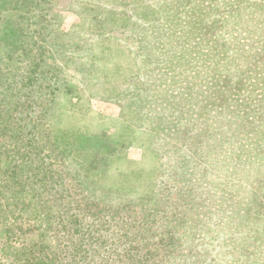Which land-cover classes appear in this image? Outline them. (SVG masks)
<instances>
[{
  "label": "rangeland",
  "instance_id": "1",
  "mask_svg": "<svg viewBox=\"0 0 264 264\" xmlns=\"http://www.w3.org/2000/svg\"><path fill=\"white\" fill-rule=\"evenodd\" d=\"M199 1L52 0V14L61 28L75 29L67 38L68 53L82 59L89 55L92 63L78 67L83 72L74 63L66 65L63 59L56 60L64 67L60 74L70 80V85L62 104L64 120L60 121L62 131L57 135L59 145L55 149L50 141L55 135L49 125L46 128L43 124V114L32 112L27 117L37 126L30 133L21 128V123H25L20 117L21 102L14 103L20 97L16 93L17 81L29 74L42 42V0H0V180L2 175L12 174V169L20 173L15 180L20 184L14 183L20 191L9 202L4 199V190H0V264H62L60 258H74L70 264H76L78 246L72 242L77 237L70 235L66 210L90 227L82 231L83 246L109 238L113 248L121 251L116 254L122 259L120 264H168L166 257L173 260L175 256L184 264H264V197L255 190L264 178V127L258 128L254 122V134L232 138L228 149L233 153L218 154L220 164L226 162L229 168L227 173L206 157L211 149L201 154L186 150L179 146L181 141L171 130L158 135L151 129L152 124L142 125L137 114L124 107L126 93L136 90L145 94L151 84L160 80L156 72L163 65L150 61L149 50L154 44L175 40L166 48L182 49L185 33L195 27L200 35L196 40L190 39L188 46L196 41L198 47L190 52L182 49L190 68L168 70L167 79L172 73L190 76L197 68L198 83L200 75H213L215 57L226 64L221 67L225 73L234 74L244 66L248 77L244 78L245 85H239L243 103L250 109L251 118H264V45L258 48V40L264 44V18L258 15L260 23L254 21L251 25L250 7L244 9L242 0H213L221 11L205 13L206 26L202 27L197 17L181 22L185 10L192 5L201 6ZM231 7L240 10L250 33L243 29V23H235L234 16L230 17ZM222 16L227 19V29L217 30ZM257 26L262 32L260 39L254 32ZM228 44L229 57L222 54L223 46L227 48ZM232 56H237L234 61L230 60ZM76 62L81 66V59ZM84 73L89 74L95 92L102 89L99 96L94 97L85 86ZM219 86L211 88L209 105L214 108L213 113L220 104ZM176 87L180 88L178 82ZM178 112L179 109L175 111ZM37 132L56 167L63 166L65 147L83 162H90L93 182L103 181L111 190L119 188L124 199L105 209L66 171L62 173L64 187L51 189L42 177L40 181L30 173L35 163L25 161L23 154L17 158L19 166L10 169L6 159L12 158L9 153H13V148L27 151L17 142L28 140ZM256 135L263 140L262 147L255 141ZM160 144L166 146L156 153L155 146ZM238 152L243 153L239 163L233 157ZM153 162L160 164L156 172ZM254 192L259 203L251 202ZM88 213L94 223L86 217ZM160 216L171 222L156 223L154 219ZM83 246L80 254H84ZM83 260L79 263L85 264ZM87 264L99 262L89 259Z\"/></svg>",
  "mask_w": 264,
  "mask_h": 264
},
{
  "label": "trees",
  "instance_id": "2",
  "mask_svg": "<svg viewBox=\"0 0 264 264\" xmlns=\"http://www.w3.org/2000/svg\"><path fill=\"white\" fill-rule=\"evenodd\" d=\"M242 1L245 3L244 6H242L244 9L250 7L248 10V19L251 20L250 24L252 25L254 21L256 24H259L260 19L256 17L261 15L264 18V12H259L264 10V0ZM52 4V0H42L41 2L39 24L41 25L40 35L42 37V42L40 43L37 57L29 74L25 76V79H23V77L21 80L17 81L16 93L20 97L16 98L14 103L18 104L21 102L19 106L21 109L20 117L25 121L24 124L21 123V128H25L30 133H33L32 128L37 126L31 124L32 120L27 121V117H31L30 114L34 113L43 114V117H41L43 124L46 128H49V125L51 127L50 130L53 135H55V137H52L53 139L50 140L51 143L59 145V138L57 135L62 131L60 121L64 120L63 116L65 109V105L62 104L64 98L67 96V86L70 85V80L60 74V72L64 70V67L61 68L56 60L63 59L66 65L68 63H74L73 65L77 68L85 67L86 64L91 66L92 63L89 55L85 59H82L68 53L67 38L75 29L72 28L69 31H65L61 28L60 22H58L52 14ZM199 5L201 6L194 7L195 5H192L189 7L190 9L185 10V17L181 22H185L189 19L193 20L197 17L201 20L202 27H204L206 26L207 20L205 13L221 11L218 6L213 5V0H200ZM192 8L195 9L191 10ZM190 10L192 11L191 13ZM229 12L232 13L230 17L234 16L233 21L238 24L243 23V29L246 30L247 34L250 33L240 14V10H233L231 7V10H229L228 13ZM223 17L224 16H222L219 21L220 26L217 30L227 29V19ZM254 32H258L260 36L259 39L262 37L261 29L258 26L254 28ZM199 35L200 33H196L195 27L189 29L185 33L184 40L181 43L182 49L188 50L189 52L196 49L198 47L197 42L195 41L193 46H188L189 40H196ZM176 42L180 44L178 40ZM173 43H175V40H160L158 44H154L152 50H149L150 61L153 60V63H161L163 65L159 67V70L156 72L159 75L157 78L160 80L158 79V84H151L145 94L136 90H131L130 94L126 93L125 99H127V102H125L124 107L128 112L136 113L140 118L139 120L142 125H147L149 123L152 124L151 129L158 135H161V132L167 134V131L171 130V132L177 137L178 141H181V143L177 142L179 143V146L184 147L186 150L188 149L191 152L201 154L205 149H207V152L208 149H211L206 157H208L210 162L213 161L216 164L221 165L222 170L228 173L229 168L227 167L226 162L220 164L221 162L217 159L218 154L228 156L230 155L229 153H233L228 149L234 141L232 138L239 139L242 138V135L249 136L254 134L256 129L254 122H257L258 128L264 127V118L258 119L256 116L251 118L252 114L249 112L250 109L245 107V103H243L242 100L244 97L242 98L241 91H239V89L241 90L240 86L245 85L243 82L244 78L248 77V75H246L247 70L243 66L234 74L225 73L221 67L226 64L220 62L221 60L219 59L221 58L215 57L213 61L217 62L214 65L213 75H200L198 83H196V79L199 75L197 68L195 74L190 76L172 73L170 78L167 79L166 74L168 73V70L176 72L178 71V66H184V71H187L190 68L186 59V53H183L182 49H179L178 46H176V48H166L167 45ZM258 45V48L261 46L263 47L264 44L261 39L258 40ZM223 47L222 54L225 53L229 57L231 53L229 44L227 48H225V46ZM89 53L90 52L88 51L87 54ZM236 57L237 56H232L230 60L234 61ZM77 59H81V66L76 62ZM242 63L239 64L242 65ZM78 69L84 72L83 68ZM225 74L227 76H225ZM88 75H85L84 73L82 81L86 82L85 86L88 87L91 94L94 97H97V95H100L102 89L95 92V90H93L94 84L89 80ZM234 75H236V77ZM209 76L210 78H208ZM161 79H163V81ZM176 82H178L180 88L176 87ZM163 85H167L169 88L166 89ZM214 85H220L217 90V92L220 93V104L218 102L216 111L213 113L214 108L209 105V101L212 95L211 88H213ZM208 90H210V92L206 93ZM228 90H230V92H228ZM106 92H108V94L110 93L109 90H106ZM204 93H206V99L204 98ZM219 99L214 98V100ZM178 109L180 112L175 113ZM157 117L162 119L155 120ZM262 129L260 131H262ZM18 133L20 134L21 131ZM257 135L254 136V138H256ZM157 140L162 139L157 138ZM255 141L259 147H262L261 143H263V140H261V137L256 138ZM209 142H212L211 145H209ZM17 144L25 147L24 149H27V151L22 153L16 147L13 148V153H9L12 158L9 156L6 159L7 165L8 163L10 165V169L19 166L17 158H19V154H23L22 157L25 161L35 163V167L32 168L33 172L30 173L36 176L40 181L42 177L44 183L50 185L51 189L59 190L64 187L65 176L62 173L68 172L72 175L77 185L86 192L87 195L94 200H97L105 209H110V207L106 205L114 204L115 201L120 200L121 198L124 199V196H122L123 192L119 188L111 190V187H108L103 181L93 182V173H91L92 168L90 162H83L65 147L62 148V151L64 152L63 166L62 168L56 167L58 166L56 161L53 159L50 160L49 153L44 151L43 145L38 137V132L30 136L28 140L17 142ZM166 144H168V142ZM166 144L156 145L155 152L158 148L161 151ZM57 145L54 147L55 149H57ZM111 147L112 149L117 150L112 144ZM239 148H242V146H239ZM255 149L257 154H259L258 149ZM242 156L243 153L238 152L237 154L235 153L233 157L235 161L239 163L243 161ZM169 161L170 160H168V163L171 164L172 162ZM152 165L153 172H156L157 167L160 164L153 162ZM10 171H13L12 174L2 175L0 180V190H4V199L6 202H9L10 197H14L13 195L18 194V191H20V189L14 185V183L20 184L17 181L15 182L20 173L16 174L18 172L16 169ZM96 172L97 176H99V171ZM255 188V190H260L261 195L264 197V178L259 181V184H257ZM255 195L256 193L254 192L251 196L252 203L256 200ZM131 199L139 201L135 196H131ZM257 201L259 203V200H256V202ZM151 202L152 204L157 203V201ZM139 203L141 204L140 201ZM100 204H98L97 207H99ZM16 206H18V204H16ZM65 212L64 217L66 216L67 218H70L66 222L70 235L74 234L77 237V241L73 240L72 242L73 245L78 246L75 248L78 251L75 253V259L77 260L76 264H80V259H84L83 262H85V264H87L89 259L98 261L99 264H120L122 259L116 255L119 250L116 246L113 248L109 238L100 239V242H93L90 240L91 242L89 245L83 246L85 243L83 242L84 232L82 231L84 229L87 230L90 227L87 226L86 223L83 224L79 221L80 218L78 215L74 216L73 214H68L67 210ZM86 217L91 220L90 223H94V220H92L89 213ZM73 221L79 224H74ZM154 221L156 223L160 221L166 222L167 224L171 222L168 217L162 218V216L154 219ZM82 246L84 254H80ZM119 252L121 253V251ZM176 258L177 257L175 256L172 260L171 257H166L165 261H168V264H184L183 261L176 260ZM71 259L74 258L64 260L60 258V262L62 264H70ZM47 260L53 261V259H50L49 257H47Z\"/></svg>",
  "mask_w": 264,
  "mask_h": 264
}]
</instances>
